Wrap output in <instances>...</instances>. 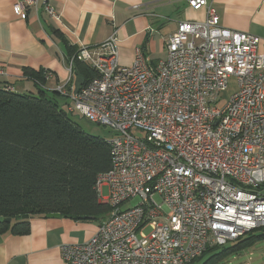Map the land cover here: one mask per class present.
Wrapping results in <instances>:
<instances>
[{
    "label": "built area",
    "instance_id": "obj_1",
    "mask_svg": "<svg viewBox=\"0 0 264 264\" xmlns=\"http://www.w3.org/2000/svg\"><path fill=\"white\" fill-rule=\"evenodd\" d=\"M188 6L205 19L179 23L155 65L137 51L120 67L114 35L99 52L79 48L67 65L71 73L76 59L97 73L56 92L67 113L111 130L110 168L95 183L98 196L107 187L111 211L90 239L59 247L62 264H192L209 248L264 233L260 40L222 27L207 0ZM39 10L60 22L50 0L13 5L22 20Z\"/></svg>",
    "mask_w": 264,
    "mask_h": 264
},
{
    "label": "crops",
    "instance_id": "obj_2",
    "mask_svg": "<svg viewBox=\"0 0 264 264\" xmlns=\"http://www.w3.org/2000/svg\"><path fill=\"white\" fill-rule=\"evenodd\" d=\"M15 1L0 0V71L4 74L0 75V84L18 94L38 91L25 76L26 69L50 73L42 88L48 95L68 82L74 89L83 84L80 73L68 71V48L63 40L75 50L86 47L99 52L114 35L120 67H131L137 51L155 65L165 58L164 42L179 23L205 19L204 10L192 11L188 0H50L60 22H53L41 10L29 11L22 20L13 12ZM207 1L222 27L256 36L260 40L258 51L264 53V0ZM53 31L63 37L58 38ZM48 215L28 216L27 234L0 233V264H62L59 247L87 241L106 219ZM258 244L248 249L252 251L248 256L257 251L256 264H264V242ZM246 264H252V260Z\"/></svg>",
    "mask_w": 264,
    "mask_h": 264
},
{
    "label": "trees",
    "instance_id": "obj_3",
    "mask_svg": "<svg viewBox=\"0 0 264 264\" xmlns=\"http://www.w3.org/2000/svg\"><path fill=\"white\" fill-rule=\"evenodd\" d=\"M58 38L63 36L53 31ZM68 48L66 63L77 50ZM80 73V87L97 73L76 59L71 74ZM48 72L25 70V76L38 89L36 94H18L0 84V233L29 232L27 219L15 217L59 214L74 220L106 217L111 208L99 200L97 177L110 168V151L102 139L90 136L71 121L66 104L60 105L57 92L46 94ZM264 242V233H250L225 246L207 249L192 264H222Z\"/></svg>",
    "mask_w": 264,
    "mask_h": 264
},
{
    "label": "rangeland",
    "instance_id": "obj_4",
    "mask_svg": "<svg viewBox=\"0 0 264 264\" xmlns=\"http://www.w3.org/2000/svg\"><path fill=\"white\" fill-rule=\"evenodd\" d=\"M234 84H235L234 81H232V80L229 81L228 89L223 95L224 98L228 97L230 95V93L233 91ZM62 100L60 99L58 101L60 105H63L64 98ZM69 118L71 119L72 122H74L75 124H77L79 126L81 131H83L84 133H86V134H88L90 136L97 137V138L102 139V140H104V139L106 140V139L111 137V130L109 128H107V127H103V126H98V125L92 124V123L88 122L87 120H85L84 118H81V117H79L77 115H69ZM133 134L136 137H138V138H141V137L145 136V134L141 133V132H133ZM107 196H108V189H107V187L103 186L101 188V193L99 195V198L102 201H105ZM137 202H138L137 200H133L128 205H132L133 206V205L137 204ZM128 205H123L122 208H125ZM107 216H106V218H107ZM143 233L144 234H148L149 233V229L144 230ZM254 233L256 235H258L260 232L257 231V232H254ZM261 244H258V245H261ZM249 252H252V251L247 250L246 252H244V253L242 252L239 255L228 257V258H226V259H224L222 261V264H246L247 262L250 263L251 260H252V264H256L257 261L259 260V258H257L258 252L257 251L253 252V256L252 257L248 256ZM260 252H259V254H260ZM207 257H208V255L206 254V256L203 257V259H201L200 261H198V262H196L194 264H200ZM249 258H250V261H248Z\"/></svg>",
    "mask_w": 264,
    "mask_h": 264
},
{
    "label": "water",
    "instance_id": "obj_5",
    "mask_svg": "<svg viewBox=\"0 0 264 264\" xmlns=\"http://www.w3.org/2000/svg\"><path fill=\"white\" fill-rule=\"evenodd\" d=\"M48 216H49V217H57L58 215H57V214H50V215H48ZM27 217H28V216H23V217L18 216V217H15V220L18 221V220H20V219H27ZM1 222L10 223V222H11V219H9V218H5V219L0 218V223H1ZM0 240H1V239H0Z\"/></svg>",
    "mask_w": 264,
    "mask_h": 264
}]
</instances>
